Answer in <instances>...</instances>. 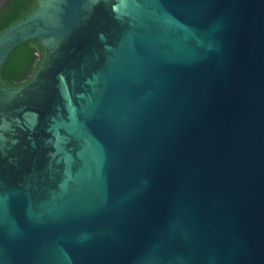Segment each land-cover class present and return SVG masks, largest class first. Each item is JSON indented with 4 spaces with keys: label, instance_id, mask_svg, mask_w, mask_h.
Wrapping results in <instances>:
<instances>
[{
    "label": "water",
    "instance_id": "obj_1",
    "mask_svg": "<svg viewBox=\"0 0 264 264\" xmlns=\"http://www.w3.org/2000/svg\"><path fill=\"white\" fill-rule=\"evenodd\" d=\"M0 264H264V0H38L0 34Z\"/></svg>",
    "mask_w": 264,
    "mask_h": 264
},
{
    "label": "trees",
    "instance_id": "obj_2",
    "mask_svg": "<svg viewBox=\"0 0 264 264\" xmlns=\"http://www.w3.org/2000/svg\"><path fill=\"white\" fill-rule=\"evenodd\" d=\"M38 0H0V34L30 15ZM43 46L30 39L16 46L0 68V85L15 90L27 85L41 68Z\"/></svg>",
    "mask_w": 264,
    "mask_h": 264
}]
</instances>
